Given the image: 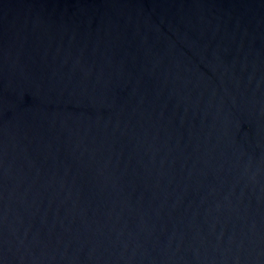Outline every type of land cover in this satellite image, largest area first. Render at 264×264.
I'll use <instances>...</instances> for the list:
<instances>
[{
	"label": "water",
	"instance_id": "water-1",
	"mask_svg": "<svg viewBox=\"0 0 264 264\" xmlns=\"http://www.w3.org/2000/svg\"><path fill=\"white\" fill-rule=\"evenodd\" d=\"M0 264H264V0H0Z\"/></svg>",
	"mask_w": 264,
	"mask_h": 264
}]
</instances>
